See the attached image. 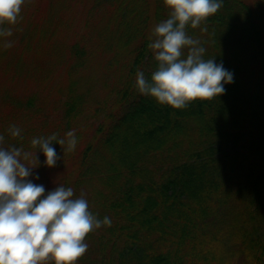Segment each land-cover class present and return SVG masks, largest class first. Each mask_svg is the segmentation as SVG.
Wrapping results in <instances>:
<instances>
[{
	"label": "trees",
	"instance_id": "16d2710c",
	"mask_svg": "<svg viewBox=\"0 0 264 264\" xmlns=\"http://www.w3.org/2000/svg\"><path fill=\"white\" fill-rule=\"evenodd\" d=\"M169 13L164 0H27L0 37V147L30 153L21 160L45 195L71 187L111 219L76 264H264V0H222L189 22L204 59L223 62L234 83L185 109L134 87L138 69L149 79L157 69L148 44ZM5 39H17L9 57ZM43 54L39 89L37 65L24 70ZM73 129L75 150L54 141L61 159L46 166L32 139Z\"/></svg>",
	"mask_w": 264,
	"mask_h": 264
},
{
	"label": "clouds",
	"instance_id": "9594fccd",
	"mask_svg": "<svg viewBox=\"0 0 264 264\" xmlns=\"http://www.w3.org/2000/svg\"><path fill=\"white\" fill-rule=\"evenodd\" d=\"M26 3L27 0H0V37L13 35L12 27L5 26V22L19 23L23 19L21 7ZM164 3L170 9L169 18L154 27L155 39L148 44L158 62L157 69L151 79L138 69L135 89L174 109H185L194 100L219 98L226 93L224 85L234 83V74L223 62L216 63L215 57L204 59L206 49L186 29L189 22L196 28L217 13L222 0H164ZM2 46L11 48L13 42L5 39ZM8 131L13 137L21 135L16 125ZM4 139L0 135V144ZM54 141L61 145L64 155L72 152L78 142L76 131H68L66 139L55 133L32 139V147L44 153V164L50 168L61 159L52 147ZM29 155L15 145L0 147V264H43L48 260H54L55 264H76L88 249L86 236L94 229L110 227L111 219L107 216L99 219L89 210L85 194L81 192L76 198L71 187L59 185L45 195L44 185L29 179L36 166L21 160Z\"/></svg>",
	"mask_w": 264,
	"mask_h": 264
},
{
	"label": "rangeland",
	"instance_id": "374dc122",
	"mask_svg": "<svg viewBox=\"0 0 264 264\" xmlns=\"http://www.w3.org/2000/svg\"><path fill=\"white\" fill-rule=\"evenodd\" d=\"M17 39L13 40L12 41L13 46L11 48H8L9 55L7 57H9L12 52H14V50H15L14 47H15V43H16ZM7 40H9V39H7ZM35 50H37V46H35ZM47 62H48V58L46 57V54L45 55L43 54V55H41V57L33 55V56H31V59L25 63L26 69L24 70V74L27 73L28 67H33L34 65H37V68L35 69L34 74H33L37 77V80L35 82V88H39V89L41 88L42 89V87L44 85L45 79H43V74H44V68H45V65L47 64Z\"/></svg>",
	"mask_w": 264,
	"mask_h": 264
}]
</instances>
